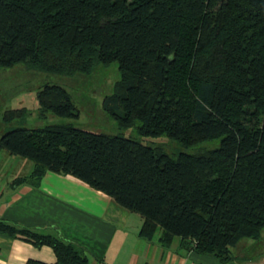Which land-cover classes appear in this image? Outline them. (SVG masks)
Instances as JSON below:
<instances>
[{"label": "trees", "instance_id": "obj_1", "mask_svg": "<svg viewBox=\"0 0 264 264\" xmlns=\"http://www.w3.org/2000/svg\"><path fill=\"white\" fill-rule=\"evenodd\" d=\"M114 61L121 80L104 110L119 129L139 121L141 137L172 139L176 152L72 122L28 128L26 107L5 111L0 149L33 162L31 182L65 172L110 195L143 218L142 237L160 228L163 245L180 237L226 261L241 239H259L264 0H0V67L73 76ZM37 98L41 117L78 115L59 84ZM208 140L217 144L185 149ZM0 232L50 245L53 264H88L79 246L50 234L5 220Z\"/></svg>", "mask_w": 264, "mask_h": 264}, {"label": "crops", "instance_id": "obj_2", "mask_svg": "<svg viewBox=\"0 0 264 264\" xmlns=\"http://www.w3.org/2000/svg\"><path fill=\"white\" fill-rule=\"evenodd\" d=\"M31 160L0 149V220L79 246L88 264H264L260 239L243 238L230 248V258L196 252L174 237L160 241L140 235L143 218L72 174L46 171L37 181L11 184V176L29 174ZM48 244L36 245L22 235L0 232V264H53Z\"/></svg>", "mask_w": 264, "mask_h": 264}, {"label": "rangeland", "instance_id": "obj_3", "mask_svg": "<svg viewBox=\"0 0 264 264\" xmlns=\"http://www.w3.org/2000/svg\"><path fill=\"white\" fill-rule=\"evenodd\" d=\"M120 80L121 74L116 61L107 65H99L89 74L73 76L33 71L23 63L12 67H0V135L9 127L8 121L4 117L5 111L26 107L27 116L23 125L28 128L41 127L51 123L72 122L75 126L88 131L108 134L122 133L145 143L160 145L169 153L176 152L180 146L172 139L165 136L141 137L137 130L139 121L128 128L119 129L115 118L104 110L103 99L117 91ZM47 83L59 84L69 92L78 110L77 117L65 118L50 112L41 117L37 97L43 85ZM216 144L217 140H208L185 149L191 152L199 148H211ZM181 149L184 148L181 147ZM26 176L28 174L11 176V184L31 180L29 176L28 178ZM259 239L264 244V230H262Z\"/></svg>", "mask_w": 264, "mask_h": 264}]
</instances>
